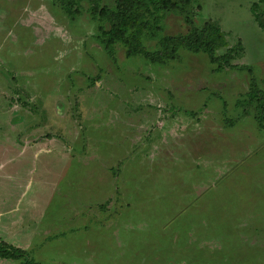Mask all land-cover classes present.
Instances as JSON below:
<instances>
[{
	"label": "rangeland",
	"instance_id": "1",
	"mask_svg": "<svg viewBox=\"0 0 264 264\" xmlns=\"http://www.w3.org/2000/svg\"><path fill=\"white\" fill-rule=\"evenodd\" d=\"M67 1L0 0L1 243L39 264H264V132L236 105L264 89L256 0L188 7L236 49L220 69L184 47L112 58L89 0L73 20ZM163 14L162 35L187 33Z\"/></svg>",
	"mask_w": 264,
	"mask_h": 264
},
{
	"label": "trees",
	"instance_id": "2",
	"mask_svg": "<svg viewBox=\"0 0 264 264\" xmlns=\"http://www.w3.org/2000/svg\"><path fill=\"white\" fill-rule=\"evenodd\" d=\"M89 2L88 10L92 15L91 18L99 23V33L96 38L112 58L113 47L116 44L125 46L128 56L142 55L152 63L173 60L184 47L194 53H207L212 62H217L218 69L236 66L231 62L236 49L228 46L226 34L220 24L214 20H207L203 25L193 23L188 7L196 0H116L114 6L102 3L101 0H89ZM73 5L72 0L62 5L71 20L79 12L78 9L73 8ZM168 11L185 13V21L190 24L187 33L162 35L163 13ZM251 11L255 21L264 30V0L254 1ZM143 35H146L147 39H155L157 47L150 50L142 39ZM222 49H225V52L219 54ZM236 105L243 106L245 114L252 112L258 128L264 132V89L255 80L250 82L245 97L240 98ZM1 242L2 257L21 260V264H39L33 258H28L24 250H12L8 244ZM20 256L25 258L22 259Z\"/></svg>",
	"mask_w": 264,
	"mask_h": 264
}]
</instances>
